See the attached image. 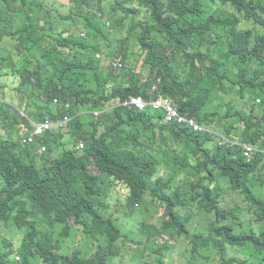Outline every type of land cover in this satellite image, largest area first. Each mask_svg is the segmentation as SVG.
<instances>
[{"label":"clouds","instance_id":"9594fccd","mask_svg":"<svg viewBox=\"0 0 264 264\" xmlns=\"http://www.w3.org/2000/svg\"><path fill=\"white\" fill-rule=\"evenodd\" d=\"M260 1L218 0L220 13H211L203 6V11L196 18L185 21L180 12L182 6L173 4L172 0H0V42L6 39L9 43L7 50L0 51V71L4 72L0 78V105L7 114L18 113V119L10 116L8 127L13 128L18 123L25 127L20 136L7 132L8 128L1 129L0 145L4 144L10 152L14 149L31 150L39 156L53 150L56 151L54 156L60 157L62 151L58 147L63 134L71 140L79 156L92 153L87 169L93 176L100 177L102 170L89 142L97 129L99 135H108L110 130L123 136L126 145L140 155H145L152 148V130H156L160 144L153 162L159 168L152 182L160 184L163 192L177 187L183 193L185 188L199 185L168 180L167 164L174 153L184 157V148L189 146L187 135L196 133L208 139L201 148L202 152L241 151L247 166L245 170L237 166L236 170L229 157L219 163L213 160L214 155L210 157L209 164L222 183L214 194L219 199H214L215 207L206 211L199 209L198 204L186 196L182 197L185 206L179 209V213L191 221V237H211L215 228H228L234 210L236 216L241 214L243 222L251 220L254 224H264V215L258 219L250 206V202L264 203V166H259L257 155H264V100L256 99L258 111L253 108V112L241 113L235 109L233 113L244 116L237 118L228 131L216 121L210 125L199 123L181 111L183 104L189 105L199 96H192L181 83L176 72H183L184 65L176 63L168 49L185 41L176 36L177 33L189 32L207 22L220 23L230 35V42L237 38V33L243 36L244 41L247 38L245 29H256L264 34V26L252 16ZM16 23L23 28L13 32ZM5 31L14 36L3 35ZM187 40L193 41L189 36ZM49 42L53 47L47 45ZM210 47L214 48L213 45L206 46ZM48 51H51L50 56ZM214 60L216 56H202L196 64L200 68H210ZM260 69L264 72V68ZM25 81L29 83V91L22 92L21 86ZM54 87V96L45 92V89ZM205 90L210 93L209 97L199 98L205 104L204 109L224 119L230 106L221 103L231 102L233 95L225 97ZM6 91L12 92L19 104L32 115L7 103L2 97ZM33 99L46 103L48 113H42ZM5 105H8V110ZM153 113L163 116L164 129L151 118ZM249 129L252 137L247 134ZM254 132L259 135V140L255 139ZM250 141L255 142L258 149ZM188 151L193 149L188 148ZM254 155H257L256 164L251 167L249 164ZM189 161L197 162L194 159ZM238 187L244 191H235ZM145 199L144 204H136L133 212L121 203L107 212L119 234L128 236V242L132 243L121 256L113 257L109 262L108 257L96 254L98 247L88 246L74 223H71V228L74 227L77 234L64 238L61 247L67 254L81 253L86 264H158L159 258H163L164 264H185L187 254L191 255L190 239L173 238L170 230L163 231L155 239L161 240L162 243L156 242L158 244H167V252L147 242L150 226L160 223L154 215L159 208L156 203L160 200L152 191L146 194ZM220 212L228 219L219 222ZM163 213L164 208L157 215L160 217ZM205 217L210 218L209 223L200 226L199 219ZM135 218L141 219L136 221ZM21 226L17 212L0 203V264H45L37 258L27 259L23 254L26 233ZM262 232L264 227L258 232L254 230L257 235ZM138 239H143L144 244L138 245ZM234 248L240 250V256L236 255L238 259L264 264V253L253 242L251 248ZM231 249L232 246L226 244L227 259L231 258ZM221 260L217 250L202 249L198 264L212 261L221 264Z\"/></svg>","mask_w":264,"mask_h":264},{"label":"trees","instance_id":"16d2710c","mask_svg":"<svg viewBox=\"0 0 264 264\" xmlns=\"http://www.w3.org/2000/svg\"><path fill=\"white\" fill-rule=\"evenodd\" d=\"M172 2L182 6L180 12L185 21L191 17L196 18L203 11V6H218V0H172ZM252 16L264 26V0L258 2ZM22 28L16 23L13 32ZM7 34L6 31L3 33V35ZM245 34L247 38L244 41L243 36L237 33V38L230 42V35L218 22L214 24L207 22L195 26L189 32L176 34L185 41L180 46L172 45L168 49L171 58L179 65H184L183 72L179 73L178 70L176 74L180 77L181 83L191 91V95L208 98L210 93L205 89L220 96L233 95L231 102L221 103L230 106L228 115L224 119L209 114L199 98L189 105L183 104L181 106L183 113H188L201 124L210 125L216 121L228 131L237 118L244 116L233 113L235 109L241 110V113L253 112L254 109L258 111L256 99L260 97L264 100V72L260 69L264 68V34L257 32L256 29H245ZM8 36L14 35L8 34ZM187 36L195 43L187 40ZM207 45H213L214 48H206ZM48 54L50 56L51 51H48ZM202 56H216V60L210 68H200L196 62ZM53 60L56 62L55 57ZM25 90L29 91L27 81L21 86V91ZM45 92L54 96L55 87L45 89ZM10 116L18 119L17 112L7 114L0 105V130L7 129L11 124ZM151 118L156 119L162 128H165L162 125V115L153 113ZM152 132V148L145 155H140L126 145L123 136L110 130L108 135H99L97 129L89 142L102 170L100 177L88 172L92 153L79 156L71 140L63 134L60 136L61 143L58 147L62 151L60 157L54 156L56 151L53 150L45 156L23 149H14L10 152L4 144H1L0 203L18 214L21 227L26 233L22 247L25 257L40 259L45 264H86V259L81 257V253L67 254L61 247L64 238L70 237L73 233L77 234L78 231V233L82 232L83 240L88 246L98 247L96 254L108 257L110 262L113 257L127 252L132 243L128 242V236L119 234L113 219L108 217V210L115 204L121 203L127 205V208L133 212L136 210V204H144L146 194L152 191L160 200V203H156L159 208L154 214L155 218H159L160 223L158 226L157 224L150 226L147 242L167 252L169 248L167 244H158L157 241L162 242L155 238L163 231L170 230L173 238L186 237L191 241V255L187 254L185 264H198L202 249L210 248L217 250L222 256L221 264H253L248 260L238 259L236 255L240 256V250L234 247L251 248L253 242L264 253V232L257 235L254 229L245 230L240 213L236 216L234 210L229 227L220 230L215 228L211 237L202 235L191 237L189 229L191 221L179 213V209L185 206V202L182 201L183 196L196 202L199 209L211 211L216 205L215 200L219 199V196H214L215 191L222 183L209 164L210 157L214 155L213 160L217 163L229 157L231 165L236 170L237 166H242L245 170L247 161L245 157H241L242 152H233V149H227L225 152L215 150L212 154L202 152L201 148L208 139L196 133H188L186 138L189 143L188 148H192L193 151L184 148V157L180 153H174L167 164L166 178L171 181H189L199 186L185 188L183 193L177 187L163 192L160 184L152 182V177L159 168V165H154L153 158L160 144L156 130ZM247 134L252 137L250 129ZM254 136L259 140L257 132H254ZM249 143L258 149L259 146L255 142ZM196 148L201 151H197ZM129 153L133 155L129 156ZM257 155L260 159L259 166H264V155ZM257 155H254L255 158L253 157L254 160L249 166H255ZM197 156L199 158L195 159ZM38 157L45 160L43 166L37 164ZM190 159L196 160V164L190 162ZM47 165L49 168H46ZM234 180L235 174L233 175L235 185ZM235 191L244 190L238 187ZM250 206L257 218L262 219L264 203L250 202ZM162 208L164 213L159 217L157 214ZM218 217L219 222L228 219L221 212L218 213ZM71 223L75 224L77 231L74 227L71 228ZM57 232L58 236H56ZM138 240V245L144 244L143 239ZM226 244L232 246L230 259L225 257ZM158 264H164L163 258L158 259Z\"/></svg>","mask_w":264,"mask_h":264},{"label":"rangeland","instance_id":"374dc122","mask_svg":"<svg viewBox=\"0 0 264 264\" xmlns=\"http://www.w3.org/2000/svg\"><path fill=\"white\" fill-rule=\"evenodd\" d=\"M211 13L214 12V13H220V8L218 6H208L206 7ZM49 47H53V44L52 43H48L47 44ZM9 47V43L6 39L2 40L0 42V51H5L7 50ZM20 66V65H19ZM3 71H0V78L3 76ZM3 98H5L7 100V103H10L11 105H13L14 107H17L19 109H22L24 112L27 113V115L31 116V112L28 111L26 108H23L20 104H19V101H18V98L10 91H6L4 95H2ZM33 103L38 106L40 109H41V112L42 113H45L47 114L48 113V105L42 101H39V100H36V99H33ZM5 109L8 110V105H5ZM37 120V119H36ZM12 126H9L8 127V131L7 132H12L14 135L16 136H20L22 135L24 132H25V127L23 125V123H18L16 124L15 126H13V128H11ZM54 132H56V130H54ZM48 159V158H46ZM36 162L39 166H43V164L45 163V160L42 159L41 157H38L36 158ZM46 168H49V165L46 166ZM143 216H141L142 218ZM139 218V219H141ZM139 219H136L135 220H139ZM210 221V218L208 217H205V218H201L199 219V225L200 226H206ZM244 225H245V230H250V229H254L255 231H260L261 228L264 227V224H259V223H256L254 224V222H251V220H248L247 222H244ZM131 226V224H130ZM209 264H214V262H210Z\"/></svg>","mask_w":264,"mask_h":264}]
</instances>
